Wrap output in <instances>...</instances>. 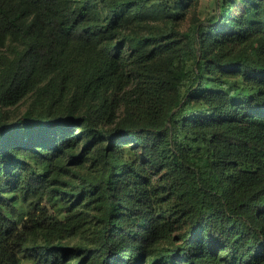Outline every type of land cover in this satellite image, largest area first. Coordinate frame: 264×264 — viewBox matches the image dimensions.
<instances>
[{
    "label": "trees",
    "instance_id": "trees-1",
    "mask_svg": "<svg viewBox=\"0 0 264 264\" xmlns=\"http://www.w3.org/2000/svg\"><path fill=\"white\" fill-rule=\"evenodd\" d=\"M192 1L0 0V264H264V0Z\"/></svg>",
    "mask_w": 264,
    "mask_h": 264
},
{
    "label": "rangeland",
    "instance_id": "rangeland-1",
    "mask_svg": "<svg viewBox=\"0 0 264 264\" xmlns=\"http://www.w3.org/2000/svg\"><path fill=\"white\" fill-rule=\"evenodd\" d=\"M214 11V0H193L191 5L188 6L183 15L180 16L181 18L176 20L174 25L177 26L179 30H186L192 21L197 18H207L210 15H213ZM11 45L12 44H7V46L3 48L4 52L6 51L9 53L8 50H10ZM32 101L33 97L30 94H27L14 105L0 104V116H2L6 121H12L23 114L30 106H32ZM157 175L158 174H154L155 177H157ZM18 207H21L23 214L26 212V209H23L20 204ZM79 239L80 238L74 239L72 243H76Z\"/></svg>",
    "mask_w": 264,
    "mask_h": 264
}]
</instances>
